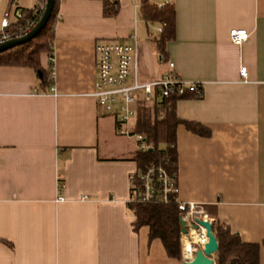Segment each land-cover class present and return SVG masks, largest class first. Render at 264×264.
Wrapping results in <instances>:
<instances>
[{"label": "crops", "instance_id": "0c3cea01", "mask_svg": "<svg viewBox=\"0 0 264 264\" xmlns=\"http://www.w3.org/2000/svg\"><path fill=\"white\" fill-rule=\"evenodd\" d=\"M117 1V16L105 18L100 0H60L53 81L50 55H40L54 95L34 69L0 66V264L186 263L169 257L147 226L135 229L128 178L138 170L137 142L116 134L93 97L96 45L129 43L132 34L141 83L171 63L179 78L201 85L199 98L174 103L179 119L211 132L176 129L178 200L202 204L245 244L264 242V0H152L174 8L163 59L161 25L140 18L139 0ZM236 29L250 34L240 47L229 38Z\"/></svg>", "mask_w": 264, "mask_h": 264}, {"label": "built area", "instance_id": "2783aa9c", "mask_svg": "<svg viewBox=\"0 0 264 264\" xmlns=\"http://www.w3.org/2000/svg\"><path fill=\"white\" fill-rule=\"evenodd\" d=\"M138 0H134L135 6ZM163 6V5H162ZM161 7V6H159ZM45 9V0L33 8L36 16L31 23L18 32H6L13 24L22 17V10L18 7V0H9L6 10L0 20V45L26 36L38 23ZM161 32V28L158 30ZM250 34L243 29L231 30L229 38L233 45L240 47L247 42ZM129 43L104 42L95 47L97 55V80L93 97L97 105L106 114L115 119V131L119 136L134 137L137 142V150L146 152L152 146L145 142L142 135L136 134L130 128V122L136 119L137 108L140 104L150 107L162 100L179 98L190 93L201 96V85L186 81L177 76L173 71V64L160 79L141 83L138 75V41L136 34L129 36ZM50 74L53 81V58L50 57ZM240 76L246 78V69H240ZM49 93L55 94L54 86L49 87ZM140 93L141 96H138ZM57 175V201L62 202L64 198L61 192L64 188ZM129 198L128 203L149 204L154 201L161 203L170 202L172 197L180 212V222L184 223L185 233L180 232L181 257L184 262L193 259L197 250L204 246L208 239L206 230L199 226L198 221L212 224L215 220L211 218L205 206L194 202H181L178 200L177 175L169 176L166 170L160 166L150 165L142 170H137L129 176Z\"/></svg>", "mask_w": 264, "mask_h": 264}, {"label": "trees", "instance_id": "16d2710c", "mask_svg": "<svg viewBox=\"0 0 264 264\" xmlns=\"http://www.w3.org/2000/svg\"><path fill=\"white\" fill-rule=\"evenodd\" d=\"M103 5V16L115 18L119 11L117 0H100ZM152 0H139V16L149 23L161 25L156 45L162 59L165 53V45L174 35V8L171 3L161 7L153 4ZM60 0H54V7L45 28L29 42L12 48L0 54V66L28 67L39 75L40 86L44 91L51 84L49 74L40 66V55L49 53L53 58L55 26L59 21L58 10ZM22 17L6 32H18L31 23L36 16L33 9H21ZM52 63H50V66ZM188 97H200L186 94L179 98L162 100L153 107L140 104L137 108V116L133 132L144 137L145 142L152 146L146 152L136 151L133 161L138 170L150 165L164 168L169 176L178 173L176 153V129L183 125L185 129L200 137H210L211 132L203 125L179 119L174 111V103L179 99ZM173 198L164 204L157 201L149 204L128 203L129 211L135 216V229L147 226L151 239H159L164 245L169 257L181 259L180 247V212ZM212 232L218 242L215 264H259V251L262 245L245 244L238 234L233 233L225 225L213 224Z\"/></svg>", "mask_w": 264, "mask_h": 264}, {"label": "water", "instance_id": "95a60500", "mask_svg": "<svg viewBox=\"0 0 264 264\" xmlns=\"http://www.w3.org/2000/svg\"><path fill=\"white\" fill-rule=\"evenodd\" d=\"M54 7V0H45V9L35 27L24 37L19 39H13L0 45V54L6 52L12 48L23 45L33 38H35L46 26L50 19L51 13ZM199 226L206 230L207 243L197 250L192 260L185 264H215L214 256L218 252V242L215 235L212 232V224L205 221H198ZM181 231L185 233L184 223L180 222Z\"/></svg>", "mask_w": 264, "mask_h": 264}, {"label": "rangeland", "instance_id": "374dc122", "mask_svg": "<svg viewBox=\"0 0 264 264\" xmlns=\"http://www.w3.org/2000/svg\"><path fill=\"white\" fill-rule=\"evenodd\" d=\"M9 0H0V16L6 10ZM39 3L40 0H18V7L20 5H26V7H31L34 3ZM156 35V32H153Z\"/></svg>", "mask_w": 264, "mask_h": 264}]
</instances>
